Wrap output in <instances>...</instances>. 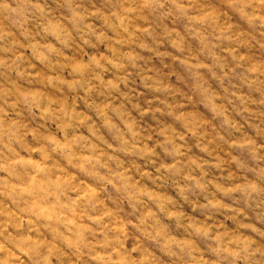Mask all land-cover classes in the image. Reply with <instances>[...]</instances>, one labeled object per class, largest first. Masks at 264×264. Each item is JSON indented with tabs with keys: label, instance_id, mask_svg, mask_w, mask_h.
Masks as SVG:
<instances>
[{
	"label": "clouds",
	"instance_id": "clouds-1",
	"mask_svg": "<svg viewBox=\"0 0 264 264\" xmlns=\"http://www.w3.org/2000/svg\"><path fill=\"white\" fill-rule=\"evenodd\" d=\"M0 264H264V0H0Z\"/></svg>",
	"mask_w": 264,
	"mask_h": 264
},
{
	"label": "rangeland",
	"instance_id": "rangeland-1",
	"mask_svg": "<svg viewBox=\"0 0 264 264\" xmlns=\"http://www.w3.org/2000/svg\"><path fill=\"white\" fill-rule=\"evenodd\" d=\"M148 123H152V121L149 120Z\"/></svg>",
	"mask_w": 264,
	"mask_h": 264
}]
</instances>
